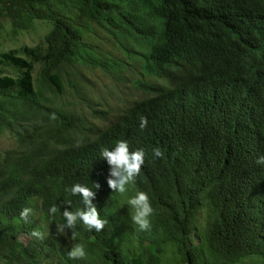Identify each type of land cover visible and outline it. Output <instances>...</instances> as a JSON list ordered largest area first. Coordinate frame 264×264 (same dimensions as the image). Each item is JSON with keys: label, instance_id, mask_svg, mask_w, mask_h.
<instances>
[{"label": "trees", "instance_id": "obj_1", "mask_svg": "<svg viewBox=\"0 0 264 264\" xmlns=\"http://www.w3.org/2000/svg\"><path fill=\"white\" fill-rule=\"evenodd\" d=\"M3 15L20 29L33 19L51 29L42 45L0 54V130L15 139L0 152V264H264V0H0ZM120 63L137 67L150 96L89 136L47 105L80 67L108 73ZM121 140L145 152L123 194L109 188L101 157ZM77 183L95 191L100 232L80 221L58 231L65 210L85 208L65 191ZM138 191L154 209L147 231L131 219ZM77 243L87 255L70 259Z\"/></svg>", "mask_w": 264, "mask_h": 264}, {"label": "rangeland", "instance_id": "obj_2", "mask_svg": "<svg viewBox=\"0 0 264 264\" xmlns=\"http://www.w3.org/2000/svg\"><path fill=\"white\" fill-rule=\"evenodd\" d=\"M0 54L10 50L20 51L24 47H35L43 44L45 36L51 29L50 22L33 19L23 22V29L14 27L7 15L0 16ZM102 51H113V40L108 33L98 29ZM102 37H104L102 39ZM22 58L23 55L19 54ZM122 58L121 56H118ZM121 64V63H120ZM114 67L112 72H103L99 69L80 67L79 76L72 78V87L65 88L63 94L47 95V105L59 109L75 118V125H81L83 136H89V128L103 127L116 119L134 102L150 96L146 90L137 85L139 72L135 66ZM39 67L34 66L33 76H36ZM4 75L15 76V71L3 69ZM91 137V136H90ZM15 146L12 133L6 129L0 130V152ZM18 243H25V237L20 236ZM172 259L164 258V263Z\"/></svg>", "mask_w": 264, "mask_h": 264}, {"label": "clouds", "instance_id": "obj_3", "mask_svg": "<svg viewBox=\"0 0 264 264\" xmlns=\"http://www.w3.org/2000/svg\"><path fill=\"white\" fill-rule=\"evenodd\" d=\"M50 119L56 120L57 117L53 113L51 114ZM147 124V119L141 117L139 128L144 130L147 127ZM163 155V152L159 148L153 149V156L155 158L163 157ZM101 157L111 166V178L107 180L109 188L114 192L121 194L127 191V186L135 182V179L139 176L145 162V152L142 149L131 151L126 140L118 141L112 150L104 148L101 152ZM257 162L264 164V156H261ZM94 185L96 189L100 188L98 183H94ZM65 191L70 192L71 195H80L85 208L75 212L65 210L62 215L66 223L58 225V231L64 232L66 229L75 228L77 221L82 222L88 231H102L105 227L106 221L100 217V212L92 203L95 198V191L79 183L70 188H66ZM128 205L133 210L131 216L133 223L137 225L141 231L150 230V217L154 214V209L148 194L143 191H138L134 197L128 200ZM58 211L59 209L55 205L49 208L50 215L55 214ZM32 215L33 209L25 207L20 212V219L27 223L29 217ZM31 235L38 239H43L42 233L37 229L33 230ZM86 255L87 253L83 243L74 244L71 247V250L68 251V257L70 259H83Z\"/></svg>", "mask_w": 264, "mask_h": 264}]
</instances>
